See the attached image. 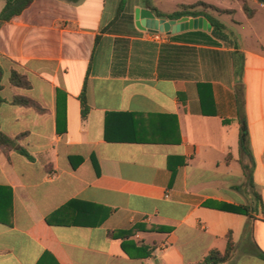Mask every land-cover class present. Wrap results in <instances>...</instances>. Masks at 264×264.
Listing matches in <instances>:
<instances>
[{
	"label": "crops",
	"instance_id": "obj_1",
	"mask_svg": "<svg viewBox=\"0 0 264 264\" xmlns=\"http://www.w3.org/2000/svg\"><path fill=\"white\" fill-rule=\"evenodd\" d=\"M144 8L33 0L0 20V132L31 156L0 146V264H206L229 233L220 264H264L249 253L264 251V5L246 32L226 25L229 45L141 30ZM136 225L148 258L109 236Z\"/></svg>",
	"mask_w": 264,
	"mask_h": 264
},
{
	"label": "trees",
	"instance_id": "obj_2",
	"mask_svg": "<svg viewBox=\"0 0 264 264\" xmlns=\"http://www.w3.org/2000/svg\"><path fill=\"white\" fill-rule=\"evenodd\" d=\"M259 3L264 5V0H256ZM33 0H8L7 5L5 6L4 10L0 14L1 21H8L12 19L14 16L21 13L24 9L29 7L32 4ZM149 9H151L157 17L165 20H178L182 17L188 16L192 18L203 17L205 18L209 24L212 26V30L210 33H207L202 30L196 31H188L185 32L183 35L191 40H197L204 42L208 45H221V44H232L233 40L230 34L227 32V26L224 22H222L219 18L211 14L209 11H215L217 13H228L233 14L234 10H224L220 9L215 5L199 2L193 5H182L180 6V10L176 11L173 14H163L159 12L157 9L153 8L149 3L146 5ZM244 13L249 17H253L255 14V9L251 8L246 2L243 5ZM11 81L15 86L29 88L30 83L28 82L27 78L17 71H13L11 76ZM81 102L83 107V116L86 117L89 107L87 106L86 94L85 90L81 95ZM15 105L23 106V107H35V104L28 98L24 97H17L14 100ZM248 139V130L247 126L243 125L240 131V145L242 148L245 147ZM18 138L11 139L6 136L3 132H0V146L4 148L5 152L8 154L10 150H18L21 154L31 158L28 152L24 149H21L17 146ZM257 197L260 196L257 194ZM68 209V206H65L49 216L47 218V222L50 225H68L65 222H59L58 216H60L64 211ZM223 211L231 212L235 214H242L246 216H250L252 208L247 206H234V205H227L224 206ZM70 225V224H69ZM137 231H147L146 228L140 225H136L130 230H122V231H111L109 232V236L112 239H122V248L127 255L132 258H148L151 256L153 249L150 246H147L143 243H137L131 238L135 235ZM152 231H165L155 229ZM236 245L233 241L232 234L229 233L228 235V243L227 248L224 253L219 251H212L210 255L206 258V264H220L225 263L235 253ZM250 254L258 257L261 260H264V251H262L255 243L253 247L249 251Z\"/></svg>",
	"mask_w": 264,
	"mask_h": 264
},
{
	"label": "rangeland",
	"instance_id": "obj_3",
	"mask_svg": "<svg viewBox=\"0 0 264 264\" xmlns=\"http://www.w3.org/2000/svg\"><path fill=\"white\" fill-rule=\"evenodd\" d=\"M199 2L209 3L224 10H234L233 14L209 11L224 22L230 28V32L233 28H240V30L244 32L248 29V24L245 21V13L243 11L244 2H246L251 8L259 7L261 4L256 0H143V4L147 5V3H149L153 8L163 14H173L180 10V6L182 5L188 6ZM263 11L264 10H262V12ZM242 21V25L238 27V24L236 25V23Z\"/></svg>",
	"mask_w": 264,
	"mask_h": 264
},
{
	"label": "water",
	"instance_id": "obj_4",
	"mask_svg": "<svg viewBox=\"0 0 264 264\" xmlns=\"http://www.w3.org/2000/svg\"><path fill=\"white\" fill-rule=\"evenodd\" d=\"M136 25L139 29L152 33L177 34L184 31L204 30L211 31L212 26L203 18L182 17L178 20L159 19L148 8L136 9Z\"/></svg>",
	"mask_w": 264,
	"mask_h": 264
}]
</instances>
